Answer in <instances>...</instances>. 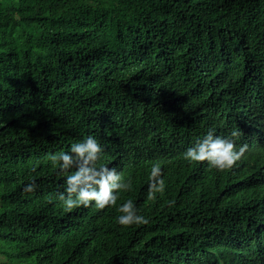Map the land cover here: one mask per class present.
Masks as SVG:
<instances>
[{
    "label": "trees",
    "instance_id": "16d2710c",
    "mask_svg": "<svg viewBox=\"0 0 264 264\" xmlns=\"http://www.w3.org/2000/svg\"><path fill=\"white\" fill-rule=\"evenodd\" d=\"M211 128L249 144L230 169L184 156ZM89 134L132 181L118 204L149 223L53 199L49 157ZM154 163L165 189L150 198ZM0 255L264 264V0H0Z\"/></svg>",
    "mask_w": 264,
    "mask_h": 264
},
{
    "label": "clouds",
    "instance_id": "9594fccd",
    "mask_svg": "<svg viewBox=\"0 0 264 264\" xmlns=\"http://www.w3.org/2000/svg\"><path fill=\"white\" fill-rule=\"evenodd\" d=\"M239 135L237 129H234L230 136H226L218 135L216 129L211 128L186 149L184 156L189 162L207 161L210 167L219 170L230 169L249 149V144ZM104 155L105 145L92 134L72 142L67 151L53 153L49 159L56 167L57 174L64 176L63 190H58L53 199L61 201L63 207L69 211L81 206L100 209L115 206L119 212L116 221L122 226L149 223V218L141 214L132 199L118 204L121 193L131 190L132 181L124 178L117 165L101 162ZM161 172L159 163L152 164L150 198L165 189ZM37 188V181L33 177L23 185L22 191L33 193Z\"/></svg>",
    "mask_w": 264,
    "mask_h": 264
},
{
    "label": "rangeland",
    "instance_id": "374dc122",
    "mask_svg": "<svg viewBox=\"0 0 264 264\" xmlns=\"http://www.w3.org/2000/svg\"><path fill=\"white\" fill-rule=\"evenodd\" d=\"M7 259L0 255V264L6 263Z\"/></svg>",
    "mask_w": 264,
    "mask_h": 264
}]
</instances>
